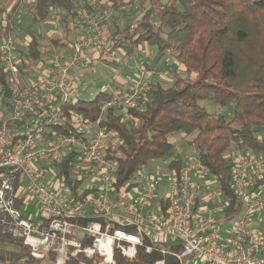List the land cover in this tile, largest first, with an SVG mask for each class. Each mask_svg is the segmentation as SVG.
Wrapping results in <instances>:
<instances>
[{"label": "built area", "instance_id": "1", "mask_svg": "<svg viewBox=\"0 0 264 264\" xmlns=\"http://www.w3.org/2000/svg\"><path fill=\"white\" fill-rule=\"evenodd\" d=\"M98 3L90 0L93 9ZM53 18L61 22L57 9ZM79 19L81 37L68 51H54L45 66L33 64L35 75L33 65L20 70L12 36L0 42L10 87V93L0 87V247L6 238L27 251L17 262L0 253V264H116V253L132 260L138 248L162 254L178 248L171 255L179 264H264V152L236 144L228 153L233 203L191 147L161 161L165 170L141 169L131 184L117 188V164L107 155L115 133L64 108L87 89V53L117 60L107 29L87 11ZM150 87L139 68L125 96L100 88L114 94L101 110L115 108L131 121L130 111ZM61 125L67 130L57 131Z\"/></svg>", "mask_w": 264, "mask_h": 264}, {"label": "trees", "instance_id": "2", "mask_svg": "<svg viewBox=\"0 0 264 264\" xmlns=\"http://www.w3.org/2000/svg\"><path fill=\"white\" fill-rule=\"evenodd\" d=\"M3 4L0 42L17 36L16 31L27 38L26 48H17L21 71L44 61L53 51L50 46L58 49L65 45L63 38L48 37L39 31L41 25L53 19L56 9L67 32V45L73 42L69 39L70 26L75 29L78 12L84 8L91 12L86 7L87 0H35L22 18L28 21L27 26L22 27L16 21L20 3H15L9 12ZM100 4L110 11L121 6H136L141 11L135 17L123 12L126 24L122 27L114 23L106 33L114 51L123 49L132 56L134 51L151 48L153 61L173 59L186 77L157 76L150 90L139 99V106L130 111L131 121H124L115 108L101 110L114 94L99 93L92 101L80 97L64 106L66 112L81 113L93 122L99 120L101 129L115 133V146L108 149L107 155L117 164L118 189L131 184L138 171L150 162L174 156L176 159L178 151L174 152L175 143L170 139L180 136L185 141L191 138L186 147L197 150L233 203L228 153L236 144L264 152V136L259 138L264 131V0H104ZM46 41L49 46L44 44ZM95 59L115 63L99 55ZM95 59L90 56V63ZM2 86L5 93H10L0 65ZM115 92L119 96L123 93L119 87ZM207 101L213 102L215 111H209L204 104ZM66 130V125L57 129ZM176 163L174 160L173 166L179 169ZM61 169L72 179L68 167ZM1 242L3 260L17 262L27 255L18 241L3 238ZM172 251L177 252L178 248L168 249L166 254L138 248L134 259L128 260L118 252L115 260L116 264H179Z\"/></svg>", "mask_w": 264, "mask_h": 264}, {"label": "rangeland", "instance_id": "3", "mask_svg": "<svg viewBox=\"0 0 264 264\" xmlns=\"http://www.w3.org/2000/svg\"><path fill=\"white\" fill-rule=\"evenodd\" d=\"M98 1L100 4V2L104 0H98ZM132 1H136V0H132ZM89 4H90V0H88V7L90 6ZM99 7H101L100 10L98 12L91 13V15H89V19L97 23L99 26L106 28L107 30H109V28L111 29L114 23H117L118 25H122V27L126 24L125 21L126 18L124 17L123 12L131 13L133 17L137 16L141 12L140 9L136 6H133L131 8H128V6L125 7L121 6L118 10L115 11H109L105 7H102L101 4L99 5ZM26 11H27L26 7L21 9L19 15L20 17L19 16H18L19 18L16 17L17 23L22 27L27 26L28 21L22 20ZM0 21H1V15H0ZM39 31L41 34L47 35L48 37H53L58 39H62V37H64V35L66 34V31L63 29L62 22L56 24L54 18L49 19L48 23H44L43 25H41ZM16 32L18 33L17 36L16 35H11V36L14 38L17 47L21 49L26 48L27 38L24 37L23 33H19V31ZM82 34L83 31L78 38H80ZM78 38H76V40ZM44 44L45 45L47 44V46H49L48 45L49 43L47 41ZM69 45H66V48H68L67 46ZM49 49L53 51L63 52L64 46L59 47L58 49H54L53 46H50ZM53 51L50 52L49 55L44 57V62L42 63L43 66H45V64H47V62L51 59V54L53 53ZM149 51L150 54L148 56L145 52H140V56H139V52L134 51V54L131 57L125 54V50L117 49L115 51L117 60L115 63L112 64L105 63L103 61H96L97 59L95 58L99 55L97 51L92 50L89 53H87L86 60L87 61L90 60V56H92L95 59L94 61L96 62L93 61L85 66L83 76H84V82H86L87 84V89L84 92H82L81 98L85 101H92L99 93L102 92L100 90L102 86H106L114 90L116 87H119V89H122L123 91L122 95L125 96L127 94V89L129 88V84L136 78L139 68L143 69L146 72L150 85L153 81H155V78L157 76H160L162 79H168L169 77H175L176 75L181 77H186L182 69L177 66L176 62H174L173 59L163 58L159 62L153 61L152 58L154 57L153 56L154 50L149 48ZM32 70H33L32 75H35V73L36 74L38 73L39 67L33 65L30 71ZM204 104L206 105V107L209 109L210 112L215 111V105H213V102L207 101ZM188 140H191V138H188L186 141ZM170 141L175 143V151H174L175 153H177V151L180 152L182 150L188 149V147H186L185 145L186 141L182 140L180 136L176 138H171ZM161 161L150 162L143 169L146 172H150V173L156 172L158 167H161L163 170H165V165ZM262 228L264 231V221Z\"/></svg>", "mask_w": 264, "mask_h": 264}, {"label": "crops", "instance_id": "4", "mask_svg": "<svg viewBox=\"0 0 264 264\" xmlns=\"http://www.w3.org/2000/svg\"><path fill=\"white\" fill-rule=\"evenodd\" d=\"M34 1L35 0H7V1H5V3L3 2V0H0V7H1V5L3 4V6L5 7L4 9L6 10V11H10L11 10V8L14 6V4L15 3H17V2H19L20 3V9L19 10H21V9H23V8H25L26 7V9L28 10V7L30 6V5H32L33 3H34ZM87 4H88V0H87ZM22 5V6H21ZM90 5V4H89ZM86 7H88V6H86ZM89 8H90V10H91V12L90 13H95V12H98L99 10H100V8L98 9V10H94L92 7H91V5L89 6ZM88 9V8H87ZM87 9L86 8H84V9H82V10H80L79 12H78V17H77V22H76V25H75V29H73L72 28V26H70V28L72 29V31L69 33L70 35H69V39L71 40V42L73 41H76V38H78L79 37V35L82 33V31H84V29H85V26H84V24H81V25H79L80 24V19H79V16H81V14L84 12V11H87ZM89 10V9H88ZM108 10V9H107ZM110 11V10H109ZM28 12L26 11V13L25 14H27ZM87 13H88V11H87ZM90 13H88V15H90ZM4 15V14H3ZM109 28V27H108ZM110 29V28H109ZM66 31V30H65ZM107 31H109V30H107ZM67 35V32H66V34L64 35V37H62L64 40H63V44H65L64 45V51H68V48H66V41L67 40H65V36ZM66 42V43H65ZM62 47V46H61ZM68 47V46H67ZM138 52H145L146 54H147V56L150 54V51H149V48H142L141 49V51L139 50ZM144 53V54H145ZM125 54H127V52L125 51ZM125 54H124V56H125ZM145 54V55H146ZM133 56V55H132ZM131 56V57H132ZM142 56V55H141ZM154 56V55H153ZM84 71V70H83ZM185 264H196V263H193V262H191L189 259H187L186 261H185Z\"/></svg>", "mask_w": 264, "mask_h": 264}]
</instances>
